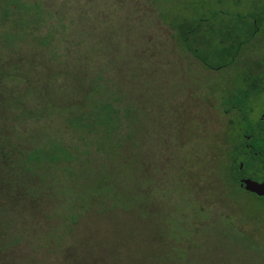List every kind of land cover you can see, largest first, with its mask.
Returning <instances> with one entry per match:
<instances>
[{"label":"trees","instance_id":"trees-1","mask_svg":"<svg viewBox=\"0 0 264 264\" xmlns=\"http://www.w3.org/2000/svg\"><path fill=\"white\" fill-rule=\"evenodd\" d=\"M69 1L0 0V256L24 243L37 249L59 242L62 248L66 233L76 235L70 224L83 218L125 212L143 220L155 211L152 176L143 170L144 116L147 103L168 98L157 96L159 84L142 82L139 57L130 74L117 69L130 63L118 55L123 42L114 25L99 19L96 8ZM219 12L160 13L187 55L213 71L237 67L241 51L264 24V11L228 21L219 20ZM254 69L244 70L239 100L234 84L220 96L233 117L223 133L230 148L220 173L234 185H239L238 106L246 113ZM62 166L64 181L73 184L65 197L60 192L66 190L57 188ZM158 216L147 223L150 229L160 227ZM168 236L179 243L175 231ZM173 248L181 260L183 250ZM65 252L62 264H123L116 251L96 257L75 243Z\"/></svg>","mask_w":264,"mask_h":264},{"label":"rangeland","instance_id":"rangeland-1","mask_svg":"<svg viewBox=\"0 0 264 264\" xmlns=\"http://www.w3.org/2000/svg\"><path fill=\"white\" fill-rule=\"evenodd\" d=\"M72 1L88 11L96 8L99 19L114 25L115 35L123 42L118 55L130 63L116 68L130 74L132 60L139 57L142 82L151 80L155 86L159 84L157 96L168 98L157 104L147 103L144 114L143 170L150 171L152 176L155 194L151 205L155 211L143 220L125 212L105 218H83L79 224H70L76 228V235L66 233L62 248L59 242L51 248L39 245L37 249L20 244L13 254L0 256V264H62L66 249L75 243L96 257L116 251L123 264H264V202L221 174L230 148L223 136L227 135L226 128L233 117L220 105L223 88L232 84H239L240 88L244 70L256 65L264 67V24L241 51L237 67L213 71L187 55L174 37L169 21L160 15H201L203 11L219 10V20L252 18L253 13L264 11V0H162L160 6L153 0L69 3ZM98 40L101 42V36ZM263 102L264 96L256 101V111L262 110ZM59 122V117H55L51 123L54 130ZM63 133L68 135L69 131ZM63 168L57 170L56 176L59 173L61 182L57 188L66 190L65 194L60 192L65 197L73 184L64 181ZM156 214L159 216L155 222L160 227L155 225L153 230L147 223ZM162 218L165 229L161 228ZM172 231L179 243L167 239ZM113 233L117 237L115 243L111 242ZM104 246L107 251H103ZM173 246L183 250L181 260H177L180 258Z\"/></svg>","mask_w":264,"mask_h":264},{"label":"flooded vegetation","instance_id":"flooded-vegetation-1","mask_svg":"<svg viewBox=\"0 0 264 264\" xmlns=\"http://www.w3.org/2000/svg\"><path fill=\"white\" fill-rule=\"evenodd\" d=\"M250 85L252 90L246 98V113L238 106L239 188L264 202V195L247 188V180L264 183V107L259 112L254 108L256 101L264 96V67L255 66ZM239 89L238 84V100Z\"/></svg>","mask_w":264,"mask_h":264},{"label":"water","instance_id":"water-1","mask_svg":"<svg viewBox=\"0 0 264 264\" xmlns=\"http://www.w3.org/2000/svg\"><path fill=\"white\" fill-rule=\"evenodd\" d=\"M247 188L260 195H264V183H258L251 180H247Z\"/></svg>","mask_w":264,"mask_h":264}]
</instances>
